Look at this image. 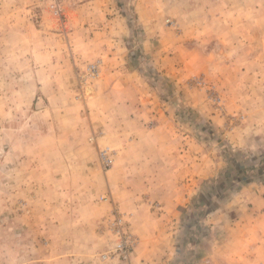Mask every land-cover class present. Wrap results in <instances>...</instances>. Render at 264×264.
I'll return each instance as SVG.
<instances>
[{
  "label": "crops",
  "instance_id": "obj_1",
  "mask_svg": "<svg viewBox=\"0 0 264 264\" xmlns=\"http://www.w3.org/2000/svg\"><path fill=\"white\" fill-rule=\"evenodd\" d=\"M250 1L65 0L59 23L49 0H0V152L12 163L0 178V264L264 260V17L246 14L264 3ZM202 28L216 44L207 53ZM89 64L99 78L80 86ZM201 71L249 118L214 112L185 83ZM96 133L118 152L107 172ZM23 198L18 216L9 203ZM115 210L137 246L129 262L101 263Z\"/></svg>",
  "mask_w": 264,
  "mask_h": 264
},
{
  "label": "rangeland",
  "instance_id": "obj_2",
  "mask_svg": "<svg viewBox=\"0 0 264 264\" xmlns=\"http://www.w3.org/2000/svg\"><path fill=\"white\" fill-rule=\"evenodd\" d=\"M229 1L232 2V0H229ZM253 1H255V0H253ZM250 2H252V0ZM260 2L264 3V0H260ZM50 4H51V0H49V3L47 4L48 13L50 15H52V17H54L59 23H61L63 16H62V18H59L58 16H56L52 12V10L50 9ZM222 13H224V12H222ZM246 14H247V20L248 19L252 20L253 18L257 17V15H261L264 17V11L263 12L247 11ZM230 15H231L230 13L225 14V16H230ZM165 24L168 27L175 30L178 34H182V27L179 24L176 17L169 16L165 20ZM252 25L247 26L246 32H247L248 36H249V34L253 35V33H255L254 32L255 28ZM211 29L212 28H202V30H200V32H199V36H201V37H200V41L197 43H199L198 46H200L199 48H200L201 52L207 53L208 52L207 50L210 51L212 49V47L214 45H216L215 43H212L210 40L211 33H213V32L210 33ZM207 32H209V33L207 34ZM214 33L216 35L220 36V35H222L223 30L221 27H219V28L215 29ZM230 45L232 46L233 44H230ZM246 45L247 46L246 47L244 46V47L250 50L249 56L252 57L254 55L255 46L253 44H250V45L246 44ZM234 47H237V44H235ZM249 61L250 62H248V59L247 60L245 59L244 64H246V65L248 64L247 66L252 65L255 60L253 61V59H251ZM89 65H91V64H89ZM89 65H87L85 67L84 72L81 73V70H79L76 74V78H77L80 86H81V83L87 85L90 82H95L99 78L100 71H99V75L96 78H89L88 77V73L86 70H87V67ZM185 83H188L192 88L197 90L199 93L203 94L206 102L210 105V107L213 109V111L216 112L217 114H220L221 116L223 115L226 118H228L229 123L231 122V124H240V123L244 122L245 119L249 118L248 115H246V116L243 115L246 113H242V112L238 113V111H234V110L231 111V109H229L226 92L223 89H221L220 85H217L214 81H210V78L208 77V73L205 74L204 71H201L198 74H193L192 76H190L188 79L185 80ZM89 142L91 144H93L97 150L98 164L101 167V169L104 172L111 170L115 166V164L117 163L118 152L112 145H110L107 142V139H106L104 133H102V134L96 133V135L92 134L89 138ZM3 153L4 152H0V178L2 176H5V174L11 176L10 169L8 167H6L7 171H4L3 170L4 166H2L4 164V162L5 163L9 162L8 163L9 165L12 164L11 158H10L11 155H9V154L4 155ZM5 160H7V161H5ZM11 187H13V184H11ZM9 206L12 210L16 211V214L18 216L27 213L29 211V208H30V204L27 201H25L24 198L18 199L17 202H15L14 204H11V202H10ZM155 206L158 207V205H155ZM119 214L121 216H123L121 213H119ZM123 218H124V216H123ZM126 222H127V224H129L128 221H126ZM129 227H130V225H129ZM109 235L112 238V242L110 243L112 246V243L114 241V237H112V235L110 233H109ZM136 246H137V244L135 245V247ZM134 250H135V248H134ZM260 264H264V260L261 261Z\"/></svg>",
  "mask_w": 264,
  "mask_h": 264
},
{
  "label": "built area",
  "instance_id": "obj_3",
  "mask_svg": "<svg viewBox=\"0 0 264 264\" xmlns=\"http://www.w3.org/2000/svg\"><path fill=\"white\" fill-rule=\"evenodd\" d=\"M65 0H51L50 9L52 12L62 18V5ZM89 78H96L99 75V67L97 64H91L87 67ZM105 226L106 231L109 232L114 241L109 251L100 256V262H108L111 260H118L129 262L131 260L137 240L132 234L129 224L116 210L113 211Z\"/></svg>",
  "mask_w": 264,
  "mask_h": 264
}]
</instances>
